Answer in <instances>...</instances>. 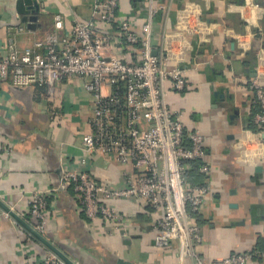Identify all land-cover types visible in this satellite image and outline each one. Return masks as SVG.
<instances>
[{
    "label": "crops",
    "instance_id": "0c3cea01",
    "mask_svg": "<svg viewBox=\"0 0 264 264\" xmlns=\"http://www.w3.org/2000/svg\"><path fill=\"white\" fill-rule=\"evenodd\" d=\"M35 1L39 12L31 22L18 11V0H0V59L11 43L23 50L94 17V0ZM187 3L202 21L207 39L182 37L185 48L174 52L187 68V87L178 92L168 84L167 101L183 114L188 131L203 136L204 160L211 167L207 175L189 174L192 184L210 190L207 204L193 220L201 233V257L212 263L253 252L259 255L247 264H264V141L254 123L259 107L248 83L256 75L260 54L264 62V0H120L118 16L142 34L149 8L164 6L155 16L151 38L154 54L160 55L166 32L177 27ZM56 15L62 17L63 30L55 26ZM102 31L116 33L117 28ZM111 49L129 64L142 61L141 47ZM92 116L93 97L78 77L63 79L54 90L18 89L0 81V199L34 227L26 207L28 192L57 189L49 200L45 237L77 264H193L178 257V242L169 248L158 243L163 213L145 202H110L130 217L123 235L102 218L91 221L71 186H63L60 164L84 156L82 138L92 132ZM89 160L87 167L97 181L113 189L126 187L130 174L124 170L135 169L117 165L112 156ZM50 253L0 209V264H27Z\"/></svg>",
    "mask_w": 264,
    "mask_h": 264
},
{
    "label": "built area",
    "instance_id": "2783aa9c",
    "mask_svg": "<svg viewBox=\"0 0 264 264\" xmlns=\"http://www.w3.org/2000/svg\"><path fill=\"white\" fill-rule=\"evenodd\" d=\"M119 7L120 0H94L91 20L74 22L65 33L49 34L23 50L9 44L7 55L0 59V81H10L18 89L46 86L54 90L63 79H82L83 87L93 97L92 132L82 138L84 156L62 162L60 171L63 186L73 187L80 208L91 221L102 218L126 235L130 217L110 202L132 198L163 213L156 239L165 248L178 242L180 259L193 264H247L259 254L236 253L212 263L201 257L202 238L193 216L207 204L210 190L207 185L192 184L189 174L197 171L207 175L211 167L204 160L203 136L188 131L183 114L173 110L167 101L168 84L178 92L187 87V68L180 64L174 51L185 48L181 43L185 34L196 35L200 41L207 39L199 26L202 21L192 11V5L185 4L177 27L166 32L163 53L156 55L151 38L155 16L164 6L149 8L142 34L132 29L131 22L119 19ZM55 26L63 30L60 15L55 16ZM114 27L115 34L102 31ZM112 45L141 47L142 61L127 63L113 54ZM262 60L260 54L256 75L248 83L259 107L254 123L264 141ZM241 144L245 147L244 140ZM97 155L112 156L120 166H134L132 171L124 170V174H130L126 187L113 189L97 181L87 167L92 164L90 157ZM56 191L37 188L28 192L27 212L34 220V228L44 236L50 223L48 199ZM27 264L65 263L50 253L45 258L34 257Z\"/></svg>",
    "mask_w": 264,
    "mask_h": 264
},
{
    "label": "water",
    "instance_id": "95a60500",
    "mask_svg": "<svg viewBox=\"0 0 264 264\" xmlns=\"http://www.w3.org/2000/svg\"><path fill=\"white\" fill-rule=\"evenodd\" d=\"M18 11L22 15L26 16L31 22L36 21L34 15L39 12V6L36 4L35 0H18ZM32 27V26H30ZM0 209L3 210L9 217H11L20 227H22L30 236H32L37 242L41 243L46 249H48L52 254L58 257L65 264H77L71 258H69L62 250H60L56 245L51 243L44 235L39 233L34 227L28 224L22 217H20L16 212L11 210L0 199Z\"/></svg>",
    "mask_w": 264,
    "mask_h": 264
},
{
    "label": "trees",
    "instance_id": "16d2710c",
    "mask_svg": "<svg viewBox=\"0 0 264 264\" xmlns=\"http://www.w3.org/2000/svg\"><path fill=\"white\" fill-rule=\"evenodd\" d=\"M249 127L253 128V129L255 128V126H254V124H253L252 122H251V124H250ZM194 172H195V171H194ZM196 173H197V172H196ZM196 173H194V174H192V175H194V176H201V175H198V174H196ZM192 175H191V176H192ZM71 189L73 190V187H71ZM49 200H51V199H48V202H49ZM194 216H197V214H195ZM194 216H193V217H194Z\"/></svg>",
    "mask_w": 264,
    "mask_h": 264
},
{
    "label": "rangeland",
    "instance_id": "374dc122",
    "mask_svg": "<svg viewBox=\"0 0 264 264\" xmlns=\"http://www.w3.org/2000/svg\"><path fill=\"white\" fill-rule=\"evenodd\" d=\"M172 26L168 27V28H171Z\"/></svg>",
    "mask_w": 264,
    "mask_h": 264
}]
</instances>
